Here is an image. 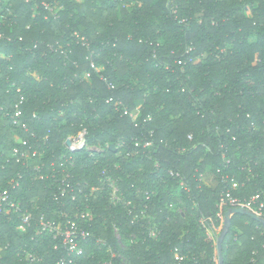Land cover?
<instances>
[{
  "label": "trees",
  "instance_id": "obj_1",
  "mask_svg": "<svg viewBox=\"0 0 264 264\" xmlns=\"http://www.w3.org/2000/svg\"><path fill=\"white\" fill-rule=\"evenodd\" d=\"M0 32V184L24 175L21 211L0 213V264L67 259L41 218L91 233L75 264H216L200 221L222 227L228 191H264V0H0ZM84 130L92 150L72 155ZM16 137L40 172L7 161ZM222 247L224 264H264V223L233 215Z\"/></svg>",
  "mask_w": 264,
  "mask_h": 264
},
{
  "label": "built area",
  "instance_id": "obj_2",
  "mask_svg": "<svg viewBox=\"0 0 264 264\" xmlns=\"http://www.w3.org/2000/svg\"><path fill=\"white\" fill-rule=\"evenodd\" d=\"M4 35L0 32V38L2 39ZM16 106L14 114L11 118L17 123V120L20 119L22 113L21 110ZM125 115H128V111L124 112ZM133 118L136 115L131 114ZM23 129L27 132L28 128L26 126ZM33 138H36L34 133H31ZM87 131H82L78 135L68 137L64 145L66 149L72 154H78L81 150H92L87 148L86 143ZM192 139V137H190ZM70 142L68 145L67 142ZM18 146L13 147L7 154V161H14L15 163L23 164L27 169H33L34 171L40 172L42 169V164L39 161V152L34 148L27 139H19L17 142ZM150 146V143H146V147ZM41 165V166H40ZM105 174V173H104ZM180 178V185L186 188L184 180L180 177V174L176 175ZM17 179H13L9 184V187L3 188L0 184V213L9 214V213H18L21 211V203L14 198L13 193L21 188L22 180L24 175L19 172L17 174ZM41 179L44 176L40 177ZM107 183L113 193L110 201L112 204L116 205L119 203L126 204V201L123 199V195L112 178H107ZM238 187L236 182L233 183V189ZM70 184H66V189L62 190V196L67 194V189H71ZM73 190V189H72ZM120 197H118V195ZM117 202V203H116ZM228 207L229 209L241 208L245 209L252 214L264 219V191L258 192L257 194L251 196L250 198H239L232 195L230 191L222 194L218 208L219 212L217 213V218L219 222L222 223V227L225 225V215L223 214V209ZM66 217V216H65ZM90 213H82L79 215V219L88 220ZM31 215L28 214L22 218V223L19 227L20 230L25 231L26 227L30 225ZM216 222V221H215ZM201 225L206 229L208 238L215 243L216 252H217V238L216 235H220L222 227H216L212 219L206 220L202 219L200 221ZM41 231L49 232L53 235L54 240L60 242L61 248L67 253V259L62 258L56 264H75V260L84 255V248L80 244V239H85L91 236V233L86 230L83 226L79 224L78 221L68 219L65 223L55 222V221H46L44 218L40 220ZM154 234V233H152ZM58 246H56L57 248ZM110 252H112L110 250ZM115 258V254H112ZM177 264H180L184 258L176 253ZM102 264H113L111 262H104ZM124 264V263H123Z\"/></svg>",
  "mask_w": 264,
  "mask_h": 264
},
{
  "label": "water",
  "instance_id": "obj_3",
  "mask_svg": "<svg viewBox=\"0 0 264 264\" xmlns=\"http://www.w3.org/2000/svg\"><path fill=\"white\" fill-rule=\"evenodd\" d=\"M67 144L69 145L70 142L68 141ZM235 214H243V215H248L250 217H253L261 222L264 223V219L252 214L251 212L245 210V209H241V208H233V209H229L226 213H225V225H224V229L226 230V232H222L220 238L217 240V254H218V261L219 264H224V259H223V241L224 238L227 234V231L230 229L231 226V218L233 215Z\"/></svg>",
  "mask_w": 264,
  "mask_h": 264
},
{
  "label": "rangeland",
  "instance_id": "obj_4",
  "mask_svg": "<svg viewBox=\"0 0 264 264\" xmlns=\"http://www.w3.org/2000/svg\"><path fill=\"white\" fill-rule=\"evenodd\" d=\"M14 141L17 143V142L19 141V138L16 137ZM93 149H94V148H93ZM204 177L206 178V180H207L210 184H212V185H216V181H215V178H214L213 175H209V174H207V175H205ZM137 194H138L137 197L141 196V193H140V192H138ZM112 195H113V193H112V191H110V192H109V197H110V199H111ZM117 195H118V193H117ZM118 197H120V196L118 195ZM122 197H123V199L125 200L124 196H122ZM177 201H178V205H181V204H180V199L177 200ZM116 203H117V202H116ZM183 211H185L184 207H183V206H180V207L178 208V212H183ZM221 233H222V232H221ZM220 236H221V234H220V235L217 234V235H216V238L219 239ZM116 237H117V239L122 240V238H121L119 232L116 233ZM136 238H137V237H136L135 235H131L129 239H125V241H123V242L121 241V242H120V246L122 247V249H123L124 251H130V252H133V245L135 244V240H136ZM215 260H216V264H219V261H218V254H217V252H216V258H215Z\"/></svg>",
  "mask_w": 264,
  "mask_h": 264
}]
</instances>
